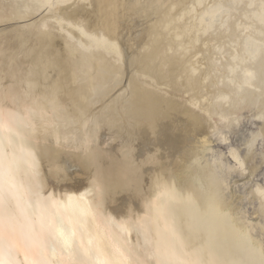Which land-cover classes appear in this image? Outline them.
<instances>
[{
    "label": "bare ground",
    "instance_id": "bare-ground-1",
    "mask_svg": "<svg viewBox=\"0 0 264 264\" xmlns=\"http://www.w3.org/2000/svg\"><path fill=\"white\" fill-rule=\"evenodd\" d=\"M184 1L0 0V264H264V0Z\"/></svg>",
    "mask_w": 264,
    "mask_h": 264
},
{
    "label": "rangeland",
    "instance_id": "rangeland-1",
    "mask_svg": "<svg viewBox=\"0 0 264 264\" xmlns=\"http://www.w3.org/2000/svg\"><path fill=\"white\" fill-rule=\"evenodd\" d=\"M156 0H154V2H155ZM197 1V0H196ZM209 1L210 0H206V1H204V3L203 4H207V7H209L210 5H211V3H209ZM190 2H191V4H190ZM192 2H194V0H187V2H183V4H185V3H189L190 4V6H193L192 5ZM193 4H195V2L193 3ZM186 5V4H185ZM223 5V4H222ZM187 6H188V4H187ZM221 7V6H220ZM222 10H227V7L226 6H222V8H221ZM90 10H92V9H90ZM177 9H175L174 10V12L176 11ZM101 16V15H100ZM218 16V15H217ZM91 17V16H90ZM89 17V18H90ZM97 18V17H96ZM0 22H2V21H0ZM8 22V23H7ZM6 23L5 22H2V23H0V29L2 30V29H8V27H9V25L12 27L13 26V24H17V20L16 21H14V20H12V23H11V20L10 21H7ZM5 23V24H4ZM9 23H11V24H9ZM8 26H7V25ZM2 26V27H1ZM136 30H135V32H137L138 31V29L139 28H135ZM134 30V29H133ZM196 34L197 35H200L201 33L199 32V31H196ZM201 38V37H200ZM186 40H188L187 38H186ZM179 43H181V41H179ZM198 43V44H197ZM212 44V43H211ZM207 45H210V43H207ZM207 45H205L204 46V44H201V41L199 40V41H197L196 42V46H197V48H196V46L193 48H191L190 49V52L192 51V53H190V52H187V54H186V56L185 55H182L184 58L185 57H187V59L189 58L188 56H191L188 60H190V59H192V57H193V59H192V62L194 61V63H195V65H194V63H193V66L192 67H194L193 69H198V68H206V66H203V65H205V59H206V56H207V50H208V48H206L207 47ZM202 48H201V47ZM204 46V47H203ZM180 47V48H179ZM181 49V46H178L177 47V50L179 51ZM198 49V50H197ZM201 49V50H200ZM206 49V50H205ZM196 50H197V52H196ZM200 50V51H199ZM190 53V54H189ZM206 54V55H204L203 56V54ZM202 54V55H201ZM188 55V56H187ZM195 57V58H194ZM204 57V58H203ZM202 59V60H201ZM204 59V60H203ZM201 65V66H200ZM199 66V67H198ZM195 73H197L196 71H195ZM130 75H131V73L129 72V73H126V75L124 76L125 78L123 79V82H121V85H124L123 87H126V85L128 84L129 85V83H128V78L130 79ZM125 81H127V82H125ZM130 81H131V79H130ZM124 83V84H123ZM204 84H206V83H204ZM119 86V88L120 87H122V86ZM128 85H127V87H128ZM126 87V88H127ZM117 89H118V87H117ZM123 88H121L120 90H122ZM116 92H118V91H116ZM163 95V94H161V93H159L158 92V95ZM177 95H178V93H177ZM109 96H110V94H109ZM175 97V98H174ZM173 97V95H171V98H172V100L173 101H175V100H177V102L178 101H180V100H178V97L179 96H174ZM177 98V99H176ZM179 104L180 105H178V106H180L181 107V102H179ZM190 106V105H189ZM180 109V111H181V108H179ZM183 109V108H182ZM176 124H177V122H175ZM175 124V125H176ZM257 127H258V120L257 119H255L254 118V116H253V114L251 113V111L250 110H244L243 111V113H242V115H239V124H238V128L240 129V131H242L241 133L242 134H247V133H249L250 131H255V130H257ZM144 129V128H143ZM142 129V130H143ZM143 133H144V135H146V133L148 132V130H145L144 129V131H142ZM151 134V133H150ZM150 134H148L149 136L148 137H145L147 140H150V139H148L149 137H151V139H152V141L150 140V143L151 142H153V140H155L154 138H156V135H150ZM235 135L236 134H234V135H232L230 138H228V139H224V140H222V141H215L214 143L213 142H211V143H208L207 144V148H209V146L211 147V148H209L216 156H218L225 164H227V165H229V166H231L232 167V169H236L238 166L240 167V165H239V162L240 161H238V160H235L232 156H231V154H230V151L232 150V149H235L236 151H238L239 152V154H241L242 153V150H243V145H241L240 143H238V140L236 139V137H235ZM157 139V138H156ZM149 143V142H148ZM149 143V144H150ZM160 144V143H159ZM161 145V144H160ZM256 148H257V151H258V153H261L263 150H264V136H262V137H260L259 139H258V141H257V143H256ZM235 161H234V160ZM238 167V168H239ZM244 171H242V173H241V176H239V178H238V184H239V187H238V193L239 194H242V195H247L248 193H249V191L248 190H250L252 187L254 188V186L255 185H259V186H261V187H263L264 188V164H263V166H261L260 167V169L257 171V173L255 174V175H253V176H247V174H248V170L246 169V167H244V169H243ZM234 171V170H233ZM238 195V194H237ZM257 199H253V200H251V201H248V202H246V204H245V206H246V208L241 212L242 213V215H244V216H246L250 221H252L253 223H258L260 220H259V218H258V216H257V214H256V212H255V210H256V207L258 206L257 204H258V200L256 201ZM257 221V222H256Z\"/></svg>",
    "mask_w": 264,
    "mask_h": 264
}]
</instances>
